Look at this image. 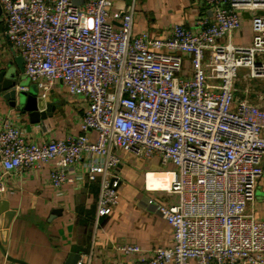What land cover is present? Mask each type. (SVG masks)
Listing matches in <instances>:
<instances>
[{
  "label": "built area",
  "instance_id": "obj_1",
  "mask_svg": "<svg viewBox=\"0 0 264 264\" xmlns=\"http://www.w3.org/2000/svg\"><path fill=\"white\" fill-rule=\"evenodd\" d=\"M203 2L195 28L174 23L159 37L134 33L132 2L0 0L40 97L61 84L86 104L80 133L42 141L0 113V193L7 175L49 166L56 188L98 183L97 215H107L120 202L121 152L157 157L169 187L151 188V171L145 187L176 201L146 203L172 226L173 245L117 249L136 254L133 264H264V219L248 211L264 174V0ZM244 12L251 41L240 45Z\"/></svg>",
  "mask_w": 264,
  "mask_h": 264
},
{
  "label": "crops",
  "instance_id": "obj_2",
  "mask_svg": "<svg viewBox=\"0 0 264 264\" xmlns=\"http://www.w3.org/2000/svg\"><path fill=\"white\" fill-rule=\"evenodd\" d=\"M131 2L135 7L134 33L147 30L159 37L174 23L195 28L197 17L206 9L203 0ZM127 5V0H114L113 9ZM242 16V27L234 32L232 40L245 45L251 41V20L248 13ZM5 29L1 15L0 55L18 67L15 61L18 54L12 49ZM47 101L53 102L56 109L52 116L37 123H32L27 113L18 115L3 94H0V113L11 111L32 140L65 138L81 132L85 102L67 95L61 84L50 91ZM121 158L120 202L110 214L102 216L97 215L98 183L56 188L49 179V166L7 175V188L0 193V200L7 201L15 214L7 223L5 213L0 212V264H24L7 256L29 264H66L72 252L81 254L82 264H133L136 254L123 253L117 249L118 245L139 244L144 255L157 246L173 245L172 226L146 203L149 197L158 202L176 201L174 193L152 192L145 187L146 172L163 169L159 158L144 161L129 152H121ZM166 184L167 180L160 175L149 177L150 187ZM55 208H60L61 213L52 215ZM248 211L264 219V174L257 182Z\"/></svg>",
  "mask_w": 264,
  "mask_h": 264
},
{
  "label": "water",
  "instance_id": "obj_3",
  "mask_svg": "<svg viewBox=\"0 0 264 264\" xmlns=\"http://www.w3.org/2000/svg\"><path fill=\"white\" fill-rule=\"evenodd\" d=\"M130 4L131 0H127ZM248 12H244V15ZM2 15V8L0 5V17ZM18 65L16 67L13 62L4 61L0 55V94L8 100L9 104L18 113L28 114L32 123H37L48 116H52L56 105L51 101H44L36 87L27 83L25 79L27 76L24 74V61L21 55L15 57ZM26 76V77H25ZM28 78V77H27ZM30 80V78H28ZM31 81V80H30ZM5 213L7 223H10L15 210L9 208L8 202L0 200V212ZM61 213L60 208H55L52 215ZM9 259L18 261L24 264H29L22 259L7 256ZM81 258L79 252L70 253L66 264H77Z\"/></svg>",
  "mask_w": 264,
  "mask_h": 264
},
{
  "label": "rangeland",
  "instance_id": "obj_4",
  "mask_svg": "<svg viewBox=\"0 0 264 264\" xmlns=\"http://www.w3.org/2000/svg\"><path fill=\"white\" fill-rule=\"evenodd\" d=\"M242 69H243V68H242ZM242 69L240 70V73H244V72H245V70H242ZM25 77H26V76H25ZM25 79L27 80V83H28V84H30V85L36 87V88L38 89V91H40V88H39L37 82H32V81H30L27 77H26ZM248 84H249V81H248V80H245V79L241 76V77L239 78V80H238V83H237L240 92H242V91L244 90V88H245ZM252 84H253V83H252ZM256 87H257V89H259V88H263V87H264V84H256Z\"/></svg>",
  "mask_w": 264,
  "mask_h": 264
},
{
  "label": "bare ground",
  "instance_id": "obj_5",
  "mask_svg": "<svg viewBox=\"0 0 264 264\" xmlns=\"http://www.w3.org/2000/svg\"><path fill=\"white\" fill-rule=\"evenodd\" d=\"M158 176V175H160V176H162L163 177V179L165 180H167V184L166 185H159V186H155V187H151V188H167V187H169V184H170V180H171V178H172V173H170V172H163V171H151V172H149L148 173V182H149V177L150 176Z\"/></svg>",
  "mask_w": 264,
  "mask_h": 264
}]
</instances>
